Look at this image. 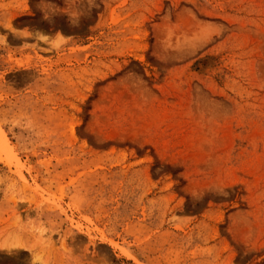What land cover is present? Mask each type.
<instances>
[{
	"label": "rangeland",
	"instance_id": "374dc122",
	"mask_svg": "<svg viewBox=\"0 0 264 264\" xmlns=\"http://www.w3.org/2000/svg\"><path fill=\"white\" fill-rule=\"evenodd\" d=\"M0 264H264V0H0Z\"/></svg>",
	"mask_w": 264,
	"mask_h": 264
}]
</instances>
